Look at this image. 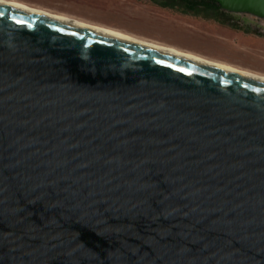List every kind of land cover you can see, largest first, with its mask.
<instances>
[{"label": "water", "instance_id": "1", "mask_svg": "<svg viewBox=\"0 0 264 264\" xmlns=\"http://www.w3.org/2000/svg\"><path fill=\"white\" fill-rule=\"evenodd\" d=\"M0 264H264V82L0 4Z\"/></svg>", "mask_w": 264, "mask_h": 264}, {"label": "rangeland", "instance_id": "2", "mask_svg": "<svg viewBox=\"0 0 264 264\" xmlns=\"http://www.w3.org/2000/svg\"><path fill=\"white\" fill-rule=\"evenodd\" d=\"M264 76V21L232 14L246 30L161 8L152 0H9Z\"/></svg>", "mask_w": 264, "mask_h": 264}, {"label": "bare ground", "instance_id": "3", "mask_svg": "<svg viewBox=\"0 0 264 264\" xmlns=\"http://www.w3.org/2000/svg\"><path fill=\"white\" fill-rule=\"evenodd\" d=\"M0 4H5V5L21 8V9L28 10V11H31L33 13H36L38 15L46 16V17H49V18H53V19H56V20H60V21H63V22H67V23H70V24L81 26V27H84V28H87V29L103 32V33H105L107 35H111V36H114V37H117V38L128 40V41H131V42H134V43H138V44H141V45H144V46H148V47H151V48H154V49H158V50H161V51H164V52L174 53L176 55H179L181 57H184V58H187V59H190V60H194V61H197V62H200V63H206V64L214 65V66H216V67H218L220 69H223V70H226V71H230V72H233V73H237V74H240V75H243V76L251 77V78H254V79H258V80L264 82V76H261V75H258V74H255V73H252V72H249V71H246V70L238 69V68L232 67L230 65H226V64L220 63V62L210 61V60L204 59L202 57L196 56L194 54L182 52V51H179V50H176V49H172V48H169V47H166V46H163V45H159V44H155V43H152V42L144 41V40L132 37L130 35L124 34L122 32H119V31H116V30H113V29H108V28H105V27H101V26L92 25V24H89V23L77 21V20L68 18V17H66L64 15L50 13V12H47V11L42 10V9L29 7V6H26V5H23V4H19V3H15V2L9 1V0H0Z\"/></svg>", "mask_w": 264, "mask_h": 264}, {"label": "trees", "instance_id": "4", "mask_svg": "<svg viewBox=\"0 0 264 264\" xmlns=\"http://www.w3.org/2000/svg\"><path fill=\"white\" fill-rule=\"evenodd\" d=\"M161 8L179 11L181 13L212 19L232 29L244 30L240 20L231 13L221 10L220 5L213 0H152ZM246 32V30H244ZM263 35L264 34H260Z\"/></svg>", "mask_w": 264, "mask_h": 264}, {"label": "flooded vegetation", "instance_id": "5", "mask_svg": "<svg viewBox=\"0 0 264 264\" xmlns=\"http://www.w3.org/2000/svg\"><path fill=\"white\" fill-rule=\"evenodd\" d=\"M257 19H259V18H257ZM238 20H241V19L238 18Z\"/></svg>", "mask_w": 264, "mask_h": 264}]
</instances>
